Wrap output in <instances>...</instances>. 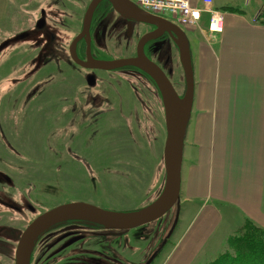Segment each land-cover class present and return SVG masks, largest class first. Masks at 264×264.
Masks as SVG:
<instances>
[{
    "label": "flooded vegetation",
    "instance_id": "obj_1",
    "mask_svg": "<svg viewBox=\"0 0 264 264\" xmlns=\"http://www.w3.org/2000/svg\"><path fill=\"white\" fill-rule=\"evenodd\" d=\"M69 1L5 0L0 14L4 20L0 43L16 37L0 51V159L4 149L9 151L16 159L5 160L10 165L6 168L16 173L34 170L35 163L48 167L43 187L52 190L48 198L56 200L52 203L47 199V207L34 212L30 204L35 205L37 197L32 189H21L20 197L18 184L0 174V213L7 208L16 210L17 218L21 214L27 220L24 228L42 211L77 201L71 200L67 191L61 194L59 188L91 187L96 192L113 172L121 174L123 185L138 181L131 183L137 190L143 186L147 190V183L153 182L154 175L146 178L142 174L147 163L142 138L152 149L164 124L155 81L132 64L111 69L91 67L88 57L104 61L135 57L138 43L147 37L142 45L145 56L163 70L177 91L170 60L171 48L176 45L166 32L155 35L165 24L137 20L116 9L110 0H98L84 29L92 0ZM11 5L16 17L25 16L27 21L12 32L5 27ZM116 48L121 54L113 53ZM20 51L23 61L11 72ZM114 74L125 77L133 98L122 96ZM154 168L159 170L157 161ZM35 177L41 173L36 172ZM78 201L110 210V206L90 199L81 197ZM142 231L138 229L135 236ZM128 233L110 231V227L84 219L62 220L38 235L29 264H127L119 262L124 258L113 250L112 242L120 250H134ZM11 256V262L0 258V264H15L14 254Z\"/></svg>",
    "mask_w": 264,
    "mask_h": 264
},
{
    "label": "crops",
    "instance_id": "obj_2",
    "mask_svg": "<svg viewBox=\"0 0 264 264\" xmlns=\"http://www.w3.org/2000/svg\"><path fill=\"white\" fill-rule=\"evenodd\" d=\"M227 6L212 0L223 14L220 33L208 32L205 12L187 27L194 91L180 212L159 264H203L245 217L264 227V25L254 20L258 6L250 14Z\"/></svg>",
    "mask_w": 264,
    "mask_h": 264
},
{
    "label": "water",
    "instance_id": "obj_3",
    "mask_svg": "<svg viewBox=\"0 0 264 264\" xmlns=\"http://www.w3.org/2000/svg\"><path fill=\"white\" fill-rule=\"evenodd\" d=\"M110 1L119 11H125L126 16L154 25L165 24L163 30H158L159 32L157 31L155 35L157 36L163 32L168 33L178 51L185 82L184 92L181 96L175 91L163 70L145 56L142 45L147 37L138 43L137 55L135 57L116 58L106 61L88 57L90 63L88 65L91 67L111 69L132 64L143 69L155 81L164 108L163 182L161 183L159 192L150 203L134 210H109L84 201H71L43 211L20 231L17 236L14 252L15 264H29L30 251L38 235L53 223L62 220H89L105 227H110V231L117 230L119 233L126 234L134 228L146 229L154 222H160L161 218L167 217L170 214L171 217L167 223L168 227L165 229L159 243L145 254L142 262L138 263L150 264L166 244L177 223L180 212V184L184 140L191 115L194 91L190 42L185 31L180 26L169 22V20L161 16L141 9L132 0ZM97 2L98 0H92L90 4L89 11L84 20V29L87 27L89 21L90 10ZM0 174L3 173L0 172Z\"/></svg>",
    "mask_w": 264,
    "mask_h": 264
},
{
    "label": "rangeland",
    "instance_id": "obj_4",
    "mask_svg": "<svg viewBox=\"0 0 264 264\" xmlns=\"http://www.w3.org/2000/svg\"><path fill=\"white\" fill-rule=\"evenodd\" d=\"M262 1L263 0H230V4L233 5L234 7L241 8L245 13L250 14L254 8H256L257 6H259L261 4ZM4 3H5V0H0V14L3 10ZM223 3L224 2L221 3L222 5L218 4L217 6L218 7L223 6ZM234 7H233V9H234ZM147 12H149V11H147ZM9 13L11 14V17L6 19L5 23H8V24L5 25V27L9 28V30H11V32L14 30L15 27L20 28L22 26L21 25L22 22H27L25 19V16H22L20 18L16 17L15 14L17 12L13 9L12 5L9 8ZM21 13L23 15L27 14L23 11H21ZM149 13H151V12H149ZM151 14H153V13H151ZM154 15L161 16V17L175 23L176 25H178L175 22V20L171 17L170 13L167 11L164 13L154 14ZM27 17H28V14H27L26 18ZM3 21H4L3 19H0V24ZM178 26H180V25H178ZM180 27L185 31V33L188 37V40L193 38L192 37L193 34L188 30L187 27H184V26H180ZM1 31H5V29L2 27ZM15 39H16V37L12 36L9 39H7L6 41L0 43V51L3 48L6 49L9 41L15 40ZM27 45H28V43H26L25 47H27ZM19 53H20V55H19L20 58L18 57V62H17L18 64L16 66H14V69H12V67H11V72L16 71L17 70L16 67H19L23 61V58L21 56V51ZM113 53L119 55V54H121V51L119 50V48H116L113 51ZM4 59H6V58H4ZM170 60H171V70L173 72V81L176 82V86H177L176 92L178 93V95L181 96L184 92L185 82H184L182 67H181V64L179 62L178 51H177V48L175 46H172V48H171ZM5 68H7V67H5ZM114 79H115V83H118L120 85L119 88L122 91V96L124 98H129L131 96L133 98V96L129 92V86L127 84L125 77L120 75V74H114ZM163 123L165 124L164 119L162 117V124ZM164 124L162 125V128L160 129L159 138L157 139V142L153 144L154 146L152 149L148 148L150 143L145 141V139L142 138L143 145L146 149V151L144 150V154H146V158H147V163L143 167L144 170L142 171V174L145 173L146 178H150L154 175L152 183H149L148 179H146L148 182L147 183V190H145L144 186L142 187V190H137V188L135 186H133V184H131L132 182L138 183V181H136V180H131L129 182V184L127 183L126 185H123L125 182H121V179L119 178V176H121V174L119 172H113V174L110 173V177L112 178V181L110 182V177L104 178L103 179L104 186H102L100 188H96V192L94 191V189L92 190L91 187L86 188V187H78V186H75V187L74 186H65V187L59 188L58 189L59 192L62 194L63 191H67L68 194H70L69 198L71 200H77L78 201L82 197L84 199H90L93 202L98 203L100 205L110 206V209L118 210V211L134 210V209H137L139 207H143V206L147 205L148 203H150L155 198V196L157 195V193L160 190L161 183L163 182L164 169H163L162 149L161 148H162V144H163L164 139H165V126H164ZM0 148H2V146H0ZM3 151H4V154H2V155L4 157L5 156L6 157L4 158L1 156V158L3 160L0 159V167L5 169L6 171L8 170V173L6 171H3V170H0V172L3 173L5 178H7L8 180L11 179L15 182V184L16 183L18 184V186L20 188L18 186H16V188H17V190H19L18 192L20 194V197L22 196V193L20 192L21 189L22 190L32 189L31 190L32 193L37 197V198H35V200L37 201V203H35V205H33L31 202H30L31 204L29 203L31 206H33L32 208L35 209L34 212H36L38 209L39 210L45 209L47 207V203H45L47 201V199H49V201L52 203L56 202V200L54 198H52V197L48 198L49 195H51L52 190L50 191L49 188L43 187V182L46 181L45 177H47L46 176L47 172L44 171V169L48 168V167L43 168V164L35 163L34 170L23 171V172L17 171V173H16V172L11 171V170L6 168L7 166H10V165L6 164L5 160H12L13 158L9 154V151H6L5 149ZM159 157H160V159H159ZM14 159H16V158L14 157ZM20 161L21 160H19V162ZM155 161H157V164L159 166V170L157 169V171L154 168V162ZM149 162H151L150 166H148ZM146 166H148V167L146 168ZM145 168H146V170H145ZM131 169H134V168H131ZM27 172H29V173H27ZM36 172H40L41 177H35ZM132 173H134V172H132ZM10 174L12 175V177L10 176ZM31 182H34L37 185L35 187H31L29 185H26V184L31 183ZM153 186H155L156 189ZM144 191H146V192L144 193ZM65 203H67V202H65ZM8 207H10V206H8ZM53 207H55V206H53ZM16 213H18V212L16 210L12 211L11 208L4 209L0 213V249L2 250V252L0 251V258L2 259V261L4 263L11 262V260H12L11 255L14 254L15 245L17 244L16 238L19 235L20 231L23 230L24 224L27 222V220L24 219L23 216H21V214H19V216L17 218L18 214H16ZM29 217H31V215L28 216V220L30 219ZM170 217H171V215L169 214L167 217L161 218L160 222H159L160 224H158V221L154 222L148 228L143 229V231L141 233H139L137 236H135L134 233H136L138 231V229H135V228L131 229L128 233V236L130 238V243L135 245L134 250H131V251L130 250H120V247L115 246V242L113 241L112 242V244H114L113 250L117 252V255L120 258H124L123 260H120L117 257L120 260L119 262L123 261L122 263H127V264H138L139 262H142L144 260L145 254H147L152 247L156 246L157 243H159L162 235L164 234L165 229L168 227L167 223H168V219H170ZM178 217H179V215H178ZM253 222H255V221H253ZM256 224H258V223H256ZM259 226H261V225H259ZM140 228H143V227H140ZM174 228H176V227H174ZM262 228H264V227H262ZM156 229L158 230L157 233H155ZM224 239L225 238H223V240L220 239V244H219L220 246H218V248H217L218 250L212 256L204 258L203 264H205V262L209 261L213 256H215L220 251V249L222 248V245H224V243H225ZM172 240H173V237L171 235L168 238L166 244L158 252L156 257L153 259V261L150 264H159L161 259L164 257L166 250L168 249V247L172 243ZM5 252H7L8 254H10V253H12V254H10L9 256H5L4 255ZM206 256H208V255H206Z\"/></svg>",
    "mask_w": 264,
    "mask_h": 264
},
{
    "label": "trees",
    "instance_id": "obj_5",
    "mask_svg": "<svg viewBox=\"0 0 264 264\" xmlns=\"http://www.w3.org/2000/svg\"><path fill=\"white\" fill-rule=\"evenodd\" d=\"M254 20L264 25V0L257 8ZM224 240L220 251L205 264H264V228L251 219L245 217Z\"/></svg>",
    "mask_w": 264,
    "mask_h": 264
},
{
    "label": "built area",
    "instance_id": "obj_6",
    "mask_svg": "<svg viewBox=\"0 0 264 264\" xmlns=\"http://www.w3.org/2000/svg\"><path fill=\"white\" fill-rule=\"evenodd\" d=\"M138 7L153 14L169 12L175 22L184 27L196 26L203 12L209 15L208 32L220 33L223 14L212 7V0H202L201 6H193L189 0H132Z\"/></svg>",
    "mask_w": 264,
    "mask_h": 264
},
{
    "label": "bare ground",
    "instance_id": "obj_7",
    "mask_svg": "<svg viewBox=\"0 0 264 264\" xmlns=\"http://www.w3.org/2000/svg\"><path fill=\"white\" fill-rule=\"evenodd\" d=\"M163 144H164V142H163ZM162 152H163V148H162Z\"/></svg>",
    "mask_w": 264,
    "mask_h": 264
}]
</instances>
